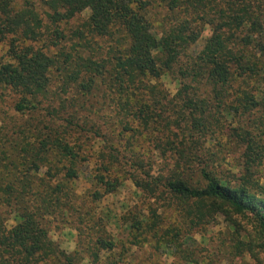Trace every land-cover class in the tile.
<instances>
[{
  "label": "trees",
  "instance_id": "16d2710c",
  "mask_svg": "<svg viewBox=\"0 0 264 264\" xmlns=\"http://www.w3.org/2000/svg\"><path fill=\"white\" fill-rule=\"evenodd\" d=\"M0 46V264H264V0H0Z\"/></svg>",
  "mask_w": 264,
  "mask_h": 264
},
{
  "label": "rangeland",
  "instance_id": "374dc122",
  "mask_svg": "<svg viewBox=\"0 0 264 264\" xmlns=\"http://www.w3.org/2000/svg\"><path fill=\"white\" fill-rule=\"evenodd\" d=\"M41 11L42 8H41ZM89 16V11H85L82 14H80L79 16H77L69 25L68 27L70 28L71 25H76L77 23L81 22V20H83L84 18H87ZM210 32L207 30L205 32V34L199 39V41L191 48V52L193 53H197L198 51H200L203 46L204 43L207 39V37L209 36ZM94 48L99 49V46L102 45L103 47L105 45H107V41L106 40H101L98 43H93ZM101 50H99V53H101ZM5 47L4 46H0V57L5 53ZM162 84L165 85V87L170 91V93L172 95H174L177 91L178 88V82L175 79L174 76H170V75H165L162 79ZM11 97L9 96H5V100L4 101H0V110H8L10 112L11 111V107H10V100ZM149 143V142H148ZM146 143L144 146L142 145L141 151H144L150 148V146L152 147L151 143L148 144ZM92 144H94V140L89 139L85 145L86 149H90L92 147ZM95 145H97L98 147L100 146V142L96 141ZM92 163L85 165L83 168V171L79 177V179L77 180V187H78V191L79 193H83L87 188H89L91 186V181H90V174H89V170L92 167ZM139 195L140 192L137 189V187L134 185L133 181L131 179H128L125 184L116 192V193H112L107 195L102 202L100 203L102 208L105 209H109L110 211H112L115 214L121 215L124 209V206L126 205H131L134 202H136L139 199ZM14 223V221L11 219L9 221V225H12ZM114 223L112 222V224H110V230L113 233H116L118 230L116 229V226L113 225ZM227 226L226 222L224 221L223 217L219 216L218 220L216 222V224H212L206 228L203 229V233L206 234L208 239H215V243H217V236L215 237L216 233H218V231H220L221 229H224ZM117 230V231H116ZM116 231V232H115ZM51 237L56 240L60 246L65 249L66 251H73L75 249V232L72 229L69 228H59V229H53L51 231ZM198 237H200V235H198ZM140 255H142L143 253L140 252ZM131 259V257H130ZM152 260V259H151ZM161 260V257H160ZM162 260L164 261L165 264H172L173 261V257L171 255V252H167L165 253V255L163 256ZM246 260L248 262H253L249 257L246 258ZM153 261V260H152Z\"/></svg>",
  "mask_w": 264,
  "mask_h": 264
}]
</instances>
